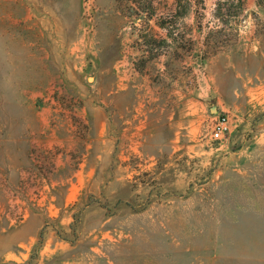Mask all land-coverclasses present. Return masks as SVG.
Listing matches in <instances>:
<instances>
[{
  "label": "rangeland",
  "instance_id": "obj_1",
  "mask_svg": "<svg viewBox=\"0 0 264 264\" xmlns=\"http://www.w3.org/2000/svg\"><path fill=\"white\" fill-rule=\"evenodd\" d=\"M219 1L0 0V264H264V2Z\"/></svg>",
  "mask_w": 264,
  "mask_h": 264
},
{
  "label": "trees",
  "instance_id": "obj_2",
  "mask_svg": "<svg viewBox=\"0 0 264 264\" xmlns=\"http://www.w3.org/2000/svg\"><path fill=\"white\" fill-rule=\"evenodd\" d=\"M247 0H220L216 9V17L220 21V26L227 27L231 24L232 17H239L245 11V5ZM263 0H258V5L262 6ZM235 9L236 12L231 11ZM188 10L184 14H187ZM153 10L148 11V15L151 16Z\"/></svg>",
  "mask_w": 264,
  "mask_h": 264
},
{
  "label": "built area",
  "instance_id": "obj_3",
  "mask_svg": "<svg viewBox=\"0 0 264 264\" xmlns=\"http://www.w3.org/2000/svg\"><path fill=\"white\" fill-rule=\"evenodd\" d=\"M212 124L211 139L222 142L232 133V122L226 112L220 113Z\"/></svg>",
  "mask_w": 264,
  "mask_h": 264
},
{
  "label": "water",
  "instance_id": "obj_4",
  "mask_svg": "<svg viewBox=\"0 0 264 264\" xmlns=\"http://www.w3.org/2000/svg\"><path fill=\"white\" fill-rule=\"evenodd\" d=\"M212 109H213V111H214L215 113H218V108H217V107H213Z\"/></svg>",
  "mask_w": 264,
  "mask_h": 264
}]
</instances>
